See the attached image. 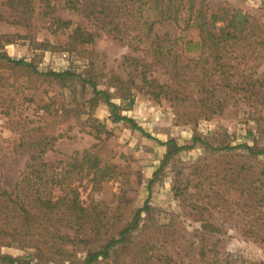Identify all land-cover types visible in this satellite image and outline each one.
<instances>
[{
  "label": "rangeland",
  "instance_id": "obj_1",
  "mask_svg": "<svg viewBox=\"0 0 264 264\" xmlns=\"http://www.w3.org/2000/svg\"><path fill=\"white\" fill-rule=\"evenodd\" d=\"M206 1L210 9L240 10L264 26V0ZM96 9L58 8V15L71 20L73 26L99 34L93 44L73 49L67 43L70 30L52 33L40 19L29 20L18 10L2 9L0 35L6 37H0V52L30 62L39 72L76 75L62 79L37 76L0 61V186L14 189L29 158L25 145L39 135L51 134L56 139L54 150L43 155L45 161L56 163L75 151L92 148L115 166L111 179L90 194L97 206L108 207L109 218L104 220L108 234L118 236L138 209L150 206L141 211L140 227L128 234L127 242L92 264H135L137 251L150 235L158 239L159 251L171 254L177 264H205L199 251L204 247L215 250L206 259L212 264H218L217 258L227 252L236 259L229 264H264V97L223 89L207 101L192 100L191 85L155 59L149 41L136 42L133 50L107 36L98 28ZM131 25L128 28H142ZM186 26L185 18L178 23H155L152 32L197 40L198 30ZM171 48L180 57L179 65L196 54L187 51L183 41L172 43ZM129 56L143 63L136 69L127 60ZM232 64L231 73L264 78L262 57L236 58ZM144 74L179 93H173L172 99L153 97L140 82ZM91 82L109 94L119 115L131 118L142 130L131 122L115 121L111 106L103 94H95ZM224 99V107L212 113L216 102ZM168 140L186 147L165 161L168 145L162 142ZM245 145L263 153L251 154ZM237 171L239 176L230 181L229 174ZM198 206L204 207L202 217L209 220L201 221ZM86 232L66 245L62 255L19 244L0 247V254L17 258V264H82L88 249H99L104 239L102 234ZM199 235L204 236L203 242Z\"/></svg>",
  "mask_w": 264,
  "mask_h": 264
},
{
  "label": "trees",
  "instance_id": "obj_2",
  "mask_svg": "<svg viewBox=\"0 0 264 264\" xmlns=\"http://www.w3.org/2000/svg\"><path fill=\"white\" fill-rule=\"evenodd\" d=\"M57 3L59 2L56 0L0 2V18L3 15L2 9L12 8L18 10L21 16L27 15L29 20L40 19L44 27L52 33L70 30L67 43L70 49H73L77 46L93 44L99 34L81 25L73 26L71 20L58 15V8L78 11L95 6L97 9L93 13L97 14L99 29L101 28L107 36L113 37L133 50L136 42L149 41L155 59L159 63H166L172 67L171 74L177 79H183L182 81L185 79L191 85L194 91L192 100L207 101L209 96H213L216 91L222 92L223 89L227 90L223 91L225 93L243 90L250 95L262 94L264 97V78L252 79L238 72L231 73L234 67L232 61L236 58L241 61L249 60L254 54L256 58H264V26L254 17L240 10L210 9L206 0H65L63 3L60 2L59 6ZM111 13L114 15L111 16ZM152 15L153 20L150 18ZM184 18L187 29L198 30L197 40H183L181 37L171 39L167 37L169 35L167 32L162 35L152 32L155 23H178ZM132 23L141 25V30L128 28L132 26ZM125 25L127 28L124 31ZM0 37L3 38L6 35H0ZM181 41L187 51L196 53L195 56L187 59L188 63L185 65L178 64L180 57L173 55L171 48L172 43L177 44ZM127 60L135 63L136 69L140 63H143V60L132 56L127 57ZM0 61L29 69L37 76L62 79L76 75L69 71L39 72L30 62L12 59L3 52H0ZM236 74L237 77H234ZM142 76L140 82L145 83L150 89L147 90L148 93L155 98L172 99L173 93H179L170 85L160 83L155 78H147L145 74ZM91 85L95 94L104 95L105 101L112 108L115 121L131 122L135 128L142 130L131 118L118 114L117 105L110 100L106 91L98 90L94 82H91ZM183 89H185L184 86ZM200 95L202 97L198 98ZM226 100L216 102L212 113L224 107ZM55 140L51 134H42L25 145L29 150V158L14 189L8 191L0 186V247L19 244L35 247L41 252L62 255L66 251L65 246L79 234H85L88 229L89 234L92 233L93 236L104 235L100 248L88 249L82 263L92 264L100 257H109L119 244L126 243L128 234L140 227L141 211L149 210L150 206L146 204L138 209L132 220L118 231V236L108 234L109 227L104 222L106 218H109L106 209L108 207L97 206L98 204L90 199V194L99 190L104 182L111 179L115 166L100 158L92 148L75 151L56 163H49L43 159V155L49 150H54ZM194 140L196 141L197 138ZM162 143L168 145L165 161L186 147L178 145L174 140ZM244 147L254 155L263 153L262 150L257 151L252 146ZM239 174L240 172L237 171L227 176L231 181ZM153 179L149 181V189L152 187ZM88 190L87 197L83 198L82 195ZM198 207V214L202 217L204 207ZM262 214L264 215V211ZM204 220L209 219L202 217L201 221ZM204 225L201 224V228H208ZM67 231H73V234ZM201 235H199V241L203 242L205 239ZM209 235L212 239L214 238L212 233ZM157 241L155 236L150 235L137 251L138 257L133 259L135 264H177L171 254L159 251ZM199 251L203 263L212 264L211 260L206 259L210 258L209 253L215 250L204 247ZM213 257L214 255L211 256ZM217 260L218 264L236 261L235 257L228 252ZM0 263L17 264L18 259L9 254H0Z\"/></svg>",
  "mask_w": 264,
  "mask_h": 264
}]
</instances>
